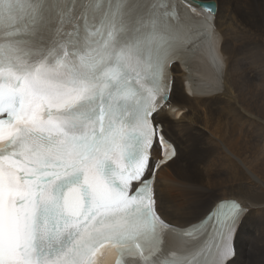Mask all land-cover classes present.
<instances>
[{"label":"snow or ice","instance_id":"snow-or-ice-1","mask_svg":"<svg viewBox=\"0 0 264 264\" xmlns=\"http://www.w3.org/2000/svg\"><path fill=\"white\" fill-rule=\"evenodd\" d=\"M204 8L0 0V264H228L237 201L181 228L156 207L173 70L223 71Z\"/></svg>","mask_w":264,"mask_h":264},{"label":"bare ground","instance_id":"bare-ground-1","mask_svg":"<svg viewBox=\"0 0 264 264\" xmlns=\"http://www.w3.org/2000/svg\"><path fill=\"white\" fill-rule=\"evenodd\" d=\"M214 2L224 74L218 77L208 62L194 69L192 90L200 96L191 98L182 71L173 70L170 102L185 113L179 120L164 111L155 118L177 149L176 158L156 176L157 211L181 228L203 217L216 201L236 200L244 211L229 242L235 257L228 264H264V0ZM198 146L203 155L211 152L210 160L201 159L203 166L195 160ZM159 154L156 147L154 158ZM185 157L189 161L176 163ZM195 163L205 172L201 177L192 174ZM214 170L231 174L220 198L213 196L209 176Z\"/></svg>","mask_w":264,"mask_h":264},{"label":"rangeland","instance_id":"rangeland-1","mask_svg":"<svg viewBox=\"0 0 264 264\" xmlns=\"http://www.w3.org/2000/svg\"><path fill=\"white\" fill-rule=\"evenodd\" d=\"M212 1H214V0H212ZM248 45V44H247ZM246 45V46H247ZM245 50V52H247V54L248 55H251L252 54V50H250V54H249V50L247 49H244ZM246 55V54H245ZM248 55H246V56H248ZM263 89H264V85H263ZM184 149H185V147H184ZM185 151V150H184ZM186 152V151H185ZM210 151H207L204 155H203V153H202V151H201V149H200V147L198 146L197 148H195L194 149V156H195V160H198L197 161V163L199 164V165H204L205 164V162L204 161H202L201 159L203 158L204 160H210L209 159V156L207 155V153H209ZM211 153V152H210ZM184 160H187V161H189L186 157L185 158H180V159H176V163L177 162H184ZM199 160H201V161H199ZM175 163V164H176ZM197 163H195V166H194V170H193V172H192V174L193 175H197V176H199V177H201L202 175H204L205 174V172H203L201 169H200V167H199V165L197 164ZM195 167H197V168H195ZM192 168V167H191ZM204 174H203V173ZM225 173V174H224ZM227 173V174H226ZM224 174V175H223ZM230 175V177H229V175ZM221 175V176H220ZM219 176V177H218ZM210 177V180L211 181H214L213 182V186H214V194H213V196L214 197H223L224 195H226V194H224V195H222V192H220V190H222V189H224L226 186H227V183L229 182V179H231V174L230 173H228V172H217L216 170H214L213 171V173L209 176ZM218 177V178H217ZM220 178V179H219ZM223 178V179H222Z\"/></svg>","mask_w":264,"mask_h":264}]
</instances>
